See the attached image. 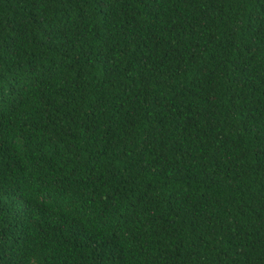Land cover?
<instances>
[{
	"label": "trees",
	"instance_id": "1",
	"mask_svg": "<svg viewBox=\"0 0 264 264\" xmlns=\"http://www.w3.org/2000/svg\"><path fill=\"white\" fill-rule=\"evenodd\" d=\"M0 264H264V0H0Z\"/></svg>",
	"mask_w": 264,
	"mask_h": 264
}]
</instances>
